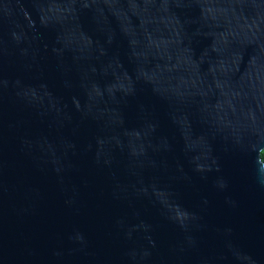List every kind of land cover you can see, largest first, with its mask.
<instances>
[{"label":"water","instance_id":"obj_1","mask_svg":"<svg viewBox=\"0 0 264 264\" xmlns=\"http://www.w3.org/2000/svg\"><path fill=\"white\" fill-rule=\"evenodd\" d=\"M264 0H0V264H264Z\"/></svg>","mask_w":264,"mask_h":264},{"label":"trees","instance_id":"obj_2","mask_svg":"<svg viewBox=\"0 0 264 264\" xmlns=\"http://www.w3.org/2000/svg\"><path fill=\"white\" fill-rule=\"evenodd\" d=\"M263 160H264V154H263Z\"/></svg>","mask_w":264,"mask_h":264}]
</instances>
